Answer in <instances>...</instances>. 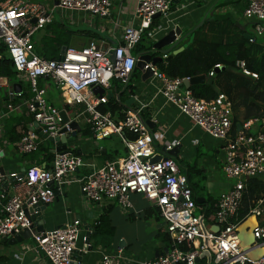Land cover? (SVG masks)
Wrapping results in <instances>:
<instances>
[{
    "label": "built area",
    "instance_id": "built-area-1",
    "mask_svg": "<svg viewBox=\"0 0 264 264\" xmlns=\"http://www.w3.org/2000/svg\"><path fill=\"white\" fill-rule=\"evenodd\" d=\"M173 1L138 0L133 16L137 22L122 29L116 47L101 50L94 41L88 40L80 48H66L57 60L37 56L31 47L32 36L51 23L52 11L48 6L35 0L1 1L0 45L5 48L17 75L27 81L31 97L22 104L42 135L54 139L63 129L65 135L72 132L68 123H62L60 111L47 103L46 90L38 85L39 80L48 79L63 106L78 108L75 113H66L75 115L74 120L80 128L91 133L90 139L101 142L116 136L125 155L104 161L100 168L85 176L78 174L84 162L81 156L74 154V149L64 154L53 152L49 168L32 167L21 177L20 173L5 176L0 172V241L11 239L32 226L31 217L35 213H27L28 209L33 210L37 204L51 205L61 188L76 184L87 204L98 207L114 204L123 214H129L133 210L131 196L140 195L158 211L170 247L165 254L138 264H194L204 251L210 252L213 264H264V255L253 260L243 254L236 232L250 215L258 218L263 214L264 199H260L245 218L238 221L247 181L256 176L264 179V132L257 129L260 123L264 124V119L240 123L239 131L233 136L232 108L224 95L218 94L209 102L199 100L184 88L183 81L188 78L170 79L159 72L156 65L144 66L143 71L149 69L152 73L149 80L155 89L148 102L162 99L163 105L175 108L192 128L214 141L221 152V170L231 185L218 196L214 217L207 222L203 214H196V201L188 180L176 157L169 155L181 147V140L167 143L162 152L142 116L147 105L133 96L135 108L123 105L124 109L113 117L99 111L108 102L106 92L111 91V82L123 88L129 86L141 56L134 55L141 38L146 35L148 42L154 43L171 29ZM57 8L96 19H107L112 10L111 0H57ZM243 17L252 22L254 36L249 42L260 39L264 45V0H247ZM159 57L164 60L167 55ZM236 66L244 76L257 79L246 71L243 62H237ZM212 76L210 72L209 77ZM96 87L104 94H96ZM3 119L4 115L0 114V134ZM44 142L46 139L30 130L17 141L16 151L19 155L33 154ZM155 157L160 159L150 164ZM81 226L77 218L51 232L31 234L33 246L29 249L36 255L42 254L50 264H73L78 240L83 245L87 241V236H81ZM252 233V250L264 248V225L258 223ZM81 253H87L84 247ZM126 261L132 262L119 250L103 254L100 264H124Z\"/></svg>",
    "mask_w": 264,
    "mask_h": 264
},
{
    "label": "crops",
    "instance_id": "crops-1",
    "mask_svg": "<svg viewBox=\"0 0 264 264\" xmlns=\"http://www.w3.org/2000/svg\"><path fill=\"white\" fill-rule=\"evenodd\" d=\"M35 1L45 3L48 9L52 11L51 23L47 26H52L58 31L59 25H61L64 29L73 33L68 38L65 48L83 46L88 40L94 41L102 49L114 48L119 44L122 29L131 24L135 25L137 22L133 20V16L138 0H111V15L107 19H96L83 13L61 11L57 8V0ZM245 6H247V0H174L170 17L174 21L170 27L180 26L183 31L182 36H184L187 33H192L207 17L227 12L236 20L235 26L238 25L239 27L237 28L239 30L253 37L252 22L243 17ZM47 26L31 38L32 51L37 56H42L40 54H43L44 49L50 46L47 42L54 38L51 31L46 30ZM86 31L90 32V39L85 36L84 33ZM182 39L185 40V38ZM51 46L54 48V45ZM62 48L64 47H61L58 51L57 58L61 55ZM53 50L55 51V49ZM141 78V72L136 69L128 86V89L131 88L132 93L129 94L127 92L118 97L120 93L116 92L117 98L121 99L122 105L132 99V102L126 106L130 109L136 107L133 96H136L147 105L142 116L145 121L150 122L152 120L150 129L156 145L161 146L159 147L161 150L167 143L174 142L177 139L181 140V147L177 149L175 157L178 163L184 166V169L193 165L198 153L202 155L204 150H210L211 153L208 156H201L197 162L200 165V170L205 175L203 187L209 195H212L211 192L213 190H217L216 195L213 196L217 200L218 196L231 185V182L224 179V182L221 183L218 178L223 175L221 170V152L215 146L214 141L197 129L192 128L189 121L180 116L175 108L163 105L162 99L156 98L155 102L150 104L148 101L154 96L155 89L149 80L150 78L145 81H142ZM40 83L41 87L46 90L45 98L47 103L58 111H62V102L51 81L42 79ZM0 86L5 87L0 88V114L4 115L3 131L0 134V172L8 176L11 173L27 171L32 167L49 168L52 158L46 164L44 153L40 152L36 157H30L28 155H19L16 151L17 141L27 131L33 130L39 137H42L40 128L35 126L31 115L27 114L22 104L26 99L21 95L30 94L27 91L28 84L26 79L20 78L18 75L11 79L0 77ZM118 87L120 86H117V83L112 85L111 92L117 91ZM77 109L71 108L67 113H75ZM154 119L155 123H153ZM8 124L9 129H12V131L7 137L4 134V130ZM117 140L119 141L118 138ZM101 142H94L92 139L87 140L81 136V133L68 141L67 150L72 151L74 149L73 151H75L76 155L78 152L84 162L83 170L80 171L81 168L79 169V175L85 176L91 173L93 169L100 168L106 161L104 156L106 153L115 158L125 155L124 147L120 141L119 143L123 147L120 152L110 150L108 147L103 146ZM42 147L51 150V153L55 150V147L47 142L42 143L40 148ZM198 181L199 178L194 180V182ZM57 196L58 198L56 197L53 203L42 213L45 232L61 228L78 218L82 223L81 236L88 235L89 244L92 246V252L83 254L81 251H83L84 245L78 240L76 244L78 254L77 258H74L73 264H100L103 254H114L119 250L124 253V257L132 260V262L126 261L124 264H138L143 260L155 259V255L160 256V252L165 249L168 250L158 238L160 232L166 233L163 221L160 217L144 218V211L151 206L140 195L131 196L133 210L129 214H123L114 204L98 207L94 204L85 203L79 186L76 184L61 188L60 194ZM261 209H263V214L261 215L263 217L260 221L262 224L258 220L257 223L262 226L264 225V204ZM102 212L107 213L105 218L109 219V224L114 229L111 240L105 241H109L108 243H100L99 239L94 235V226L103 214ZM86 227H90L92 232H89ZM120 227L124 229L123 232L118 230ZM32 246L31 238L16 246H9L4 240L0 241V264H50L42 254L36 255L30 250L29 248ZM200 264H207V260L203 259ZM210 264H213V262L211 261Z\"/></svg>",
    "mask_w": 264,
    "mask_h": 264
},
{
    "label": "trees",
    "instance_id": "trees-1",
    "mask_svg": "<svg viewBox=\"0 0 264 264\" xmlns=\"http://www.w3.org/2000/svg\"><path fill=\"white\" fill-rule=\"evenodd\" d=\"M235 24L236 20L227 12L223 14H213L209 18L207 17L203 23L191 33L194 35L192 43L187 49L176 56H172L171 51L181 47L183 43L188 41V37L187 39L185 38V40H180L172 50L167 52L162 51V53L158 54L152 51L147 36L144 35L134 49V55L150 54L152 57L167 55L166 59L156 63L157 70L163 73L167 78L189 79L197 76H204L205 82L203 84L191 86L189 91L195 98L206 102L215 99L218 94H222L227 98L231 104L233 113L231 130L233 136L237 131V124L251 119H264V45L260 39H255L252 43L246 41L243 38L244 33L239 30ZM59 26L60 28L58 31L52 28V26L46 27V30L51 31L54 38L47 42L50 46L44 49L40 57L47 60H57V53L60 48L66 47L68 38L73 33L64 29L63 26ZM84 34L90 39V32L86 31ZM51 45H54V48ZM52 48L55 49V51ZM0 57V77L11 79L17 76L11 60L2 45H0ZM237 62H243L246 71L256 75L257 79L244 76L242 71L236 66ZM215 66H219L217 71L214 69ZM135 72L136 68L132 74L134 75ZM210 72H213L212 77H209ZM40 82L41 80L38 81V85L41 87ZM122 89L124 88L118 87V90L112 91V93H120L118 97H121L127 92L129 94L132 93L131 88L128 89V87H126L123 91ZM27 91L30 93L28 88ZM29 95L23 94L21 96L28 100L31 97V94ZM115 95L117 97V94ZM121 102V99L116 100L112 97L108 100L106 105L99 108V111L113 117L124 109ZM63 109L68 112L71 108L63 106ZM119 118H122V116H119ZM257 129L264 132V124L260 123ZM11 131L12 129H9L8 124L4 130V134L8 137ZM80 133L82 137L90 140L91 133L87 129H83ZM127 138L131 139L132 137L128 136ZM40 152L45 154L46 164L53 157L51 150L45 149L44 147L28 156L36 157ZM74 154L76 153L74 152ZM104 156L106 160L109 161L115 159V157H111L107 153L104 154ZM201 156H203V153L202 155L198 153L196 161L187 169H184V166L181 164H179V166L188 180L195 201L197 198L203 200L200 204H196L197 211L204 215L205 221L211 222L216 210L217 200L212 195L207 194L203 187L205 175L200 169H197V161L200 160ZM196 178H199L198 182H194ZM260 199H264V179L262 176H256L246 183V190L243 196L238 221L245 218L249 210L253 208L254 204ZM144 212V218L150 219L159 217V213L155 208L150 207ZM105 216H107V213H103L94 226V235H96L100 243H108L114 233V229L109 225V219L105 218ZM158 238L167 248L170 247L169 237L166 233L160 232ZM107 240L109 241L105 242ZM180 248L182 250L185 249L184 246Z\"/></svg>",
    "mask_w": 264,
    "mask_h": 264
},
{
    "label": "water",
    "instance_id": "water-1",
    "mask_svg": "<svg viewBox=\"0 0 264 264\" xmlns=\"http://www.w3.org/2000/svg\"><path fill=\"white\" fill-rule=\"evenodd\" d=\"M202 23L203 22H201L200 25ZM236 27H239V26L236 25ZM182 33H183V31L180 28V26H178V25L173 27V28H171L165 35L160 37L157 41H155L154 43H150L151 49L154 52L158 53V54L162 53V51L163 52H165V51L167 52V51L172 50V48H174V46H176V44L182 38L188 37V41L186 43H184L178 49L171 51V55L172 56H176V55L182 53L185 49L188 48V46L192 43L193 38H194V35L191 34V33H187L184 36H182ZM243 38L246 41H253V37L251 35L244 34ZM71 47H74V46H71ZM80 47H82V46H80ZM80 47H77V48H80ZM65 50H66L65 47L61 49V55L64 54ZM101 50H105V49L101 48ZM160 61H162V60H161V58L159 56L152 57V55H150V54H144V55H141L139 57V60H138V62L136 64V69H138L141 72L142 81L143 80L145 81L146 79H149L152 76V73H151V71L149 69L143 71L144 66L146 64H148V63H150L152 66H154V65H156L157 62H160ZM218 69H216V71ZM204 82H205V77L204 76H197V77L189 78L188 80H184L183 81V86H184V88L189 89L193 85L203 84ZM4 86L3 87L0 86V88H5ZM94 92L96 94H99V95H103L104 94V91L101 88H99V87L94 88ZM106 97H107L108 100H110L113 97L112 92L111 91H107L106 92ZM130 102H132V99H130L129 102H126L125 106H128L130 104ZM59 117H60V119H61L63 124L68 123V127H69V129L72 132L69 135H65V130L63 129V130H61L58 133L59 136H57L54 139L49 138L46 135H42V137L44 139H46V141H47V143L49 145H53L55 147V150L53 152L64 154L66 152V150H67L68 141L70 139L75 138L76 135L80 133L81 128L78 125L77 121L74 120V118H75L74 114L67 115L66 111L62 110V111L59 112ZM146 124L149 126V128L152 127V125H151V123L149 121H146ZM35 126L38 127L37 124H35ZM236 128H237V131H239L240 125L237 124ZM40 133H41V131H40ZM162 152H164V148H162ZM176 152H177V149H175L173 152L169 153V155L175 156ZM77 155H80V154L77 152ZM159 159H160V157H155V158L151 159L149 161V163L150 164H154ZM22 173H24V170L21 171L19 177L22 176L21 175ZM51 187H53V186H51ZM57 195H58V193H57ZM57 195H56V197L58 198ZM202 201L203 200H200L199 198L196 199V203L197 204H200ZM47 207H48L47 205L37 204V205H35L33 207V210L32 209H28L27 213H32V212L35 213V215L31 217V221L33 222L32 226L29 229H27V230L23 231L22 233H20L19 235H16V236H14L11 239H4V241H6L9 246H16V245L22 244L24 241H27L28 239H30L31 234L45 232V230H44V217H43L42 213L47 209ZM257 225H258V223H257L256 216L255 215H250V217L247 218L243 223H241L238 226L237 230H236L237 238H238V240L240 242V247L242 248V252L248 259H251L249 257V254H250V252L253 251L252 249L254 247V236H253L252 230ZM86 228L89 229L88 230L89 232L90 231L92 232L90 227H86ZM86 236H87L86 237L87 241L84 244V249L87 251V253H90V252H92V246L87 247V243L89 242V236L88 235H86ZM247 242H250V245L247 248L243 249L245 247L244 244H246ZM120 245H122V243H120ZM166 252H167V249H165L164 251L160 252V256L165 254ZM77 254H78V251H74L73 252V258H77ZM157 257H158V255H155V258H157ZM203 259H206L207 260V264H210L211 261H212V256H211L210 252H208V251L202 252L198 256V258L195 259L194 264H200V262Z\"/></svg>",
    "mask_w": 264,
    "mask_h": 264
},
{
    "label": "rangeland",
    "instance_id": "rangeland-1",
    "mask_svg": "<svg viewBox=\"0 0 264 264\" xmlns=\"http://www.w3.org/2000/svg\"><path fill=\"white\" fill-rule=\"evenodd\" d=\"M142 45H143V44H142ZM111 85H116V83L111 82ZM117 86H119V85H117ZM101 143H102L103 146L108 147L110 150H115V151H119V152H120V151H122V149H123V147L121 146V144H120L119 141L117 140L116 136H111V138H109V139H105V140H103ZM101 143H100V144H101ZM202 153H203V156H208V154H210L211 152H210V150H209V151L204 150ZM196 165H197V164H196ZM199 166H200V165H197V169H200ZM82 168H83V167H82ZM82 168H81L80 171L83 170ZM181 172H182V174H184L183 171H181ZM218 178H219V181H220L221 183L224 182L223 179H224L225 181L230 182L229 180H227V179L224 177V175H222V177L219 176ZM203 183H205V181H204ZM216 193H217V190H213V191L211 192L212 196L216 195ZM196 214H199V212L196 211ZM262 217H263V216L257 218V220H258V222H259L260 224H262V223L260 222L261 219H262ZM109 225H110V224H109ZM161 225H162V224H161ZM118 230H119L120 232H123V231H124V229H123L122 227L118 228Z\"/></svg>",
    "mask_w": 264,
    "mask_h": 264
},
{
    "label": "bare ground",
    "instance_id": "bare-ground-1",
    "mask_svg": "<svg viewBox=\"0 0 264 264\" xmlns=\"http://www.w3.org/2000/svg\"><path fill=\"white\" fill-rule=\"evenodd\" d=\"M196 204H197V203H196ZM239 243H240V242H239ZM244 245H245V247H244L243 249L247 248V247L250 245V242H247V243L244 244ZM263 255H264V248H260V249L253 250L252 252H250L249 257H250L251 259L255 260V259H257V258H259V257H261V256H263Z\"/></svg>",
    "mask_w": 264,
    "mask_h": 264
}]
</instances>
